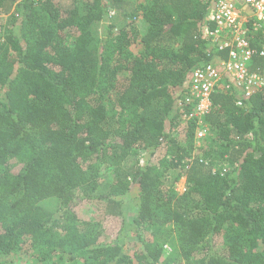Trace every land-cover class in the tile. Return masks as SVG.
<instances>
[{
    "label": "trees",
    "instance_id": "trees-1",
    "mask_svg": "<svg viewBox=\"0 0 264 264\" xmlns=\"http://www.w3.org/2000/svg\"><path fill=\"white\" fill-rule=\"evenodd\" d=\"M212 5L0 0V264H264V89L214 92L200 144L177 106L214 55ZM96 200L113 240L78 211Z\"/></svg>",
    "mask_w": 264,
    "mask_h": 264
},
{
    "label": "built area",
    "instance_id": "built-area-1",
    "mask_svg": "<svg viewBox=\"0 0 264 264\" xmlns=\"http://www.w3.org/2000/svg\"><path fill=\"white\" fill-rule=\"evenodd\" d=\"M204 34L215 47L214 55L196 67L177 106L191 110L198 128L196 140L209 132L204 116L212 107L211 96L218 89H240L238 106L264 89V67L254 69L255 60L264 57V0H213ZM210 52V51H209ZM187 118V116H185Z\"/></svg>",
    "mask_w": 264,
    "mask_h": 264
},
{
    "label": "rangeland",
    "instance_id": "rangeland-1",
    "mask_svg": "<svg viewBox=\"0 0 264 264\" xmlns=\"http://www.w3.org/2000/svg\"><path fill=\"white\" fill-rule=\"evenodd\" d=\"M113 13H111L112 15ZM113 18L115 19V15L113 16ZM106 23L102 22V23H98L94 26V32L96 34V36L98 37H102V33H104L105 28H106ZM139 26L142 29H145V24L144 22L139 20ZM197 144H200L202 141L200 140H196ZM165 145H163L161 150H158V153L153 156L151 158L152 161L157 160V158L159 156H161L163 150H165ZM146 154V155H145ZM145 154L142 157V162H146L150 159L151 155H149V153H147V151L145 152ZM229 166V163H225L224 167L226 169V167ZM228 168V167H227ZM185 183H186V179L184 177L180 178L178 185H177V191L179 193H182L185 190ZM51 200V199H49ZM103 202L99 201H95L92 204L90 203L89 205L87 204V206L83 207L82 209L78 208V211H80L81 213L85 214H91L92 216H94L96 218V220H101V221H105V201L102 200ZM129 204L134 205L136 204V200L133 198H127L125 200V204H124V209H125V217H126V230H125V236L127 237L128 235V243L133 246V243L129 242V240L131 241V237H129L130 234V230H131V224H130V207ZM45 207L48 208L49 210L55 211L57 210V205L53 202H45L44 203ZM91 206V207H90ZM122 218L121 217H108L107 221L103 222L104 226H105V231H104V235L102 236L104 240H113L117 233L119 232L120 227H122ZM148 237H150L149 234H147ZM15 264H34L29 262V259H27L26 256H20L17 257V260L14 262Z\"/></svg>",
    "mask_w": 264,
    "mask_h": 264
}]
</instances>
